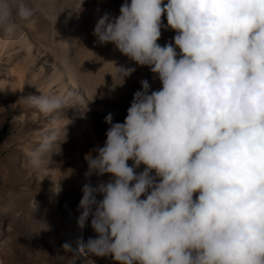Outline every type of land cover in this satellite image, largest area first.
I'll list each match as a JSON object with an SVG mask.
<instances>
[{"label": "clouds", "instance_id": "9594fccd", "mask_svg": "<svg viewBox=\"0 0 264 264\" xmlns=\"http://www.w3.org/2000/svg\"><path fill=\"white\" fill-rule=\"evenodd\" d=\"M35 11L31 0H0V31L15 33ZM162 27L175 30L163 45ZM93 35L149 66L162 87L141 79L123 122L108 113L103 145L85 154L86 177L110 175L82 185L77 223L96 236L79 252L118 264H264V0H124ZM114 66L120 84L135 71ZM75 96L19 101L50 114ZM57 141L55 128L42 134L28 151L33 168ZM30 209L37 220L35 197Z\"/></svg>", "mask_w": 264, "mask_h": 264}, {"label": "bare ground", "instance_id": "6f19581e", "mask_svg": "<svg viewBox=\"0 0 264 264\" xmlns=\"http://www.w3.org/2000/svg\"><path fill=\"white\" fill-rule=\"evenodd\" d=\"M31 1L38 6V15L19 21L21 29L15 33L0 31V126L9 114L14 117L15 127L20 125L16 136L21 144L13 156L16 162L10 174H15L18 182L24 181L27 174L31 180L37 179L33 191L38 189L41 195L48 191L58 208L61 203L73 204L77 177L70 167L74 160L80 163V156L96 145H103L109 127L106 115L112 113L114 122H123L133 93L141 88V79L149 80L150 90L162 84L149 66L136 64L112 42L100 43L93 35L98 17L106 11L119 15L124 0H82V5L81 0ZM162 22L167 24V20ZM161 33L158 43L163 45L174 37L175 30L162 27ZM114 63L135 67L126 83L120 84ZM40 91L73 92L74 106L44 114L19 101L28 94L40 95ZM41 120L45 132L57 130L62 144L36 169L29 163L28 151L36 145L28 132ZM37 136L40 138V134ZM141 166L143 170L145 166ZM58 183L61 190L55 193L52 189ZM28 184L32 185L30 181ZM95 260V264H111L110 256H96Z\"/></svg>", "mask_w": 264, "mask_h": 264}, {"label": "rangeland", "instance_id": "374dc122", "mask_svg": "<svg viewBox=\"0 0 264 264\" xmlns=\"http://www.w3.org/2000/svg\"><path fill=\"white\" fill-rule=\"evenodd\" d=\"M33 6L36 9L35 14L38 15V6L35 4ZM162 19L166 20L165 16H162ZM122 82L121 78L120 83ZM13 120L14 117L9 114L3 126H0V264H95L98 262L95 260L96 256H85L78 250L80 240L96 236L90 222L84 227L78 225L77 218L80 214L78 204L82 197L81 188L85 182L90 180L95 186L100 180H107L110 174L97 177L93 173L91 177H86L84 174L88 164L85 155L82 158L80 156L81 162L74 160V164L70 167L71 172L77 177L75 194L72 195L73 204L69 206L68 202L61 203L57 208L56 201L49 198L48 191L44 190V195L39 194L38 189L33 191L37 179L31 180L27 174L23 178L24 181L18 182L15 174H10L12 164L16 162L13 156L21 144L16 136L20 125L15 127ZM41 123L42 120L38 126L28 132L33 135L32 140L36 146L45 133ZM28 133L24 136L28 137ZM36 133L40 134V138ZM61 142L60 139L57 141L58 144L53 146L54 152L60 148ZM9 143L12 145L9 146ZM18 162L22 164V159ZM128 163L131 165L132 161L129 160ZM140 167L137 171H142ZM29 181L32 185L28 184ZM34 196L39 201V209L35 213L38 221L34 219L30 209V201ZM98 198H100L99 194ZM66 241L71 243V251L61 247ZM109 262L118 264L111 256Z\"/></svg>", "mask_w": 264, "mask_h": 264}]
</instances>
